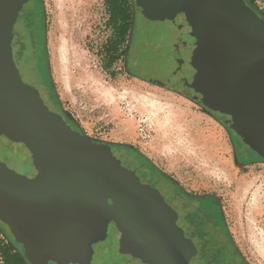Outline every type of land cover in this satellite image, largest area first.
<instances>
[{
  "label": "rangeland",
  "instance_id": "374dc122",
  "mask_svg": "<svg viewBox=\"0 0 264 264\" xmlns=\"http://www.w3.org/2000/svg\"><path fill=\"white\" fill-rule=\"evenodd\" d=\"M255 1L264 9V0ZM74 2L75 7L71 0H31L24 6L14 28L16 64L24 81L75 130L96 143L137 148L157 167L152 173L157 185L112 200L110 214L87 226L74 246L44 250L42 241L0 226V264H6L1 249L9 242L23 247L26 264H191L189 258L179 260L181 246L194 245L181 240L184 230L175 206L189 200L178 198L183 197L180 190L193 199H217L242 256L249 264H264V120L249 119L264 102V73L251 75L249 84L232 77L220 66L219 47H211L206 21L203 29L200 23L199 30L193 29L188 6L172 5L175 14L164 18L165 4L139 9L136 0L137 37L133 41L132 29L121 47L126 56L110 67L106 48L116 35L108 25L105 0ZM200 57L207 64L214 57L213 68L201 64L198 69ZM106 89L111 98L102 95ZM156 102L164 105L162 110L154 108ZM172 113L175 121L165 126ZM3 123L0 158L34 176L31 154L11 144L18 142L10 129H1ZM242 129L249 140L245 147L251 149L245 151L246 165L236 157ZM0 225L9 228L1 217ZM33 246L36 250L27 252Z\"/></svg>",
  "mask_w": 264,
  "mask_h": 264
},
{
  "label": "water",
  "instance_id": "95a60500",
  "mask_svg": "<svg viewBox=\"0 0 264 264\" xmlns=\"http://www.w3.org/2000/svg\"><path fill=\"white\" fill-rule=\"evenodd\" d=\"M30 1L0 0V124L4 122L1 129H10L29 151L37 175L27 177L0 160V217L18 237L42 241L44 250L60 249L76 245L87 226L108 216L112 200L134 197L145 186L114 154L97 150L88 136L51 110L41 93L24 81L14 58V28ZM136 2L139 9L165 4L164 18L175 14L170 6H188L194 15L193 29H203L206 21L211 47H219L220 66L232 77L248 83L251 75L264 73V18L245 0ZM212 59L207 64L206 58H198L196 67L211 69ZM262 103L257 108L254 104L256 117L250 120H264ZM181 240L191 245L183 234ZM34 246L27 252L36 250Z\"/></svg>",
  "mask_w": 264,
  "mask_h": 264
},
{
  "label": "trees",
  "instance_id": "16d2710c",
  "mask_svg": "<svg viewBox=\"0 0 264 264\" xmlns=\"http://www.w3.org/2000/svg\"><path fill=\"white\" fill-rule=\"evenodd\" d=\"M262 18H264V9L259 7L255 0H245ZM107 12L109 14L108 25L113 29L116 38L107 44L106 57L108 59V66L112 67L116 62L120 61L126 56L121 47L125 46L129 41L130 33L135 29V17L137 12L135 0H105ZM205 199H210L205 197ZM216 200V199H215ZM198 200L190 197L189 206L195 205ZM209 205L214 214L216 225L220 230L212 233L204 232L203 230H190L187 234L183 232L184 241L191 244L194 243V248L182 247L179 250V260L189 258L191 264H249L242 256L238 247L232 239L222 214L219 202L212 201L205 203ZM197 213L190 215V226L204 224L203 220ZM199 240V246L195 244V240ZM1 254L6 264H26L28 263L22 252L18 251L12 242L6 243L2 246ZM181 264V262H179Z\"/></svg>",
  "mask_w": 264,
  "mask_h": 264
},
{
  "label": "flooded vegetation",
  "instance_id": "af4514ba",
  "mask_svg": "<svg viewBox=\"0 0 264 264\" xmlns=\"http://www.w3.org/2000/svg\"><path fill=\"white\" fill-rule=\"evenodd\" d=\"M185 26H187V25H185ZM187 33L188 34H187V36H185V41L187 40V42H188V41H190L191 38H190V36H188L189 32H187ZM136 37H137V27H136V24H135V29H134V34H133V41H135ZM162 38H163V35L161 37V40H162ZM172 40L173 41H175V40L177 41V38L174 39V37H173ZM173 41H172V43H173ZM13 51H14V47H13ZM187 97L189 99L197 102V103H200V101H198L196 98H194L190 94L187 95ZM208 111H209V113H212V115H215L210 110H208ZM0 118L2 119L1 115H0ZM67 122L73 127V125L70 123V121L67 120ZM227 129L229 130V133L231 134L232 133V129L230 127L227 128ZM245 131L246 130L242 129L240 131V136H238V142H239V144L241 146L239 153H238L237 148H236V157L238 159V162L241 163L242 165H244V164L246 165L247 164V163L244 162L245 161V155H246L245 151L251 150V149L245 147V146H247L246 143L249 141L248 138H247L248 136L245 133ZM0 137H3L2 134H0ZM13 137L16 139L18 144L11 142L12 145L13 144H15V145H23L21 142L18 141V139L16 138L15 134H13ZM93 144H95L97 150H99V151H101L103 153H112V154H114L121 161L123 166H125L126 168L134 171L137 174V176L141 179V182H142L143 186H145L146 184H150L151 186L155 187L157 185V183L154 181V176L155 175L152 174L153 172H157V169H156L157 167L154 165V163H150L149 161H147V159L143 158L141 152L137 148H134V147H132L129 144L117 143V142H107V141H103V140L99 141V143H96V142L93 141ZM242 146H243V148L244 147L245 148L243 149ZM24 148H26V147L24 146ZM12 153L15 156H20L19 158H21L20 153H18L17 151H12ZM0 160L2 162L6 163L9 166V164L7 162H5L4 160H2L1 158H0ZM10 168L13 169L12 167H10ZM13 170H15V169H13ZM36 175H37V171L35 170L34 176H31L30 178H33ZM180 193H181V196H183V197L182 198L178 197L179 199H181V200L187 199V200L190 201V196L187 195V193H185V191L180 190ZM205 197H208L210 199H205ZM205 197H199V198L196 199V200H198L197 201L198 204L202 203V205H199V206H196V207L189 206L190 202H188V201H183L180 205L175 206V210L179 214L180 226H181V228H183V230H184V232L186 234L190 230H198V229L200 230V228H201V230H203L204 232L212 233V235L215 236V232L220 230V227L215 224L216 220L214 218V214L212 213L211 208L209 207V205H205V203H210L212 201H216L217 199L215 200V198L213 196H209V195L205 196ZM173 198L175 200L174 202L177 203L176 200L178 198L175 195H174ZM174 202L171 201V202H169V204L172 205ZM192 213H197L200 216H202L201 219L203 220L204 224L197 225V226H200V227L190 226L189 219H190V215H192ZM7 225H9V224L7 223ZM0 226H2L1 228H3L5 232H8L11 229L10 226H9V228H8V226H5V225H0ZM9 235L12 236L11 234H9ZM199 240L200 239L194 241L195 244L198 245V246H199ZM13 245L18 251L23 253V251H24L23 247L16 246L15 244H13Z\"/></svg>",
  "mask_w": 264,
  "mask_h": 264
},
{
  "label": "bare ground",
  "instance_id": "6f19581e",
  "mask_svg": "<svg viewBox=\"0 0 264 264\" xmlns=\"http://www.w3.org/2000/svg\"><path fill=\"white\" fill-rule=\"evenodd\" d=\"M71 2L73 3V7L76 6V2H74V0H71ZM62 51V50H61ZM63 54V53H62ZM64 55V54H63ZM62 55V57H63ZM102 95L105 97V98H111L112 97V92L111 90H104L102 92ZM164 107V105L160 102H156L155 103V107L154 108H157V109H160L162 110ZM167 115V114H166ZM166 119V118H165ZM167 121H165V126H169L171 124V122H174L175 121V115L172 113L171 115H169V117L166 119ZM170 127V126H169Z\"/></svg>",
  "mask_w": 264,
  "mask_h": 264
}]
</instances>
